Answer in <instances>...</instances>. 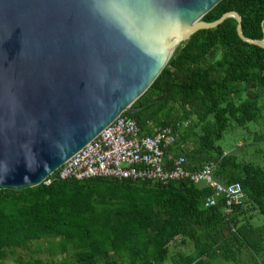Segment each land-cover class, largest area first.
I'll return each mask as SVG.
<instances>
[{"label":"trees","instance_id":"16d2710c","mask_svg":"<svg viewBox=\"0 0 264 264\" xmlns=\"http://www.w3.org/2000/svg\"><path fill=\"white\" fill-rule=\"evenodd\" d=\"M230 12L241 17L245 38L264 44V0H222L202 20L212 23ZM236 26V20L228 18L215 29L192 35L133 104L143 109L122 114L142 130L149 122L178 129L195 117L165 155H183L189 170L211 163L216 181L241 186L246 201L229 221L224 198L205 208L204 200L214 196V190L189 180L79 182L53 174L47 179L50 184L0 190V259L29 243L58 239V251L71 261L33 264H165L170 245L180 239L193 251L172 254L173 264L235 263L244 254L264 264V227L250 239L244 233L248 209L264 216V166L240 162L217 145L226 132L262 118L264 49L243 42ZM189 142L194 146L190 150Z\"/></svg>","mask_w":264,"mask_h":264},{"label":"water","instance_id":"95a60500","mask_svg":"<svg viewBox=\"0 0 264 264\" xmlns=\"http://www.w3.org/2000/svg\"><path fill=\"white\" fill-rule=\"evenodd\" d=\"M222 0H0V190L44 183L133 104Z\"/></svg>","mask_w":264,"mask_h":264},{"label":"built area","instance_id":"2783aa9c","mask_svg":"<svg viewBox=\"0 0 264 264\" xmlns=\"http://www.w3.org/2000/svg\"><path fill=\"white\" fill-rule=\"evenodd\" d=\"M187 127L188 122L178 129L156 127L149 122L146 129L142 130L134 120L121 115L66 161L54 173L55 177L79 182L105 178L151 180L163 184L189 180L214 190V196L204 200L205 208L215 206L218 197L224 198L223 212L225 220L229 221L235 208L246 201L241 186L216 181L213 177L214 165L211 163L197 170H189L183 155L166 158V151L177 146L181 129ZM46 184H50V180H46ZM232 232H236L234 228Z\"/></svg>","mask_w":264,"mask_h":264},{"label":"rangeland","instance_id":"374dc122","mask_svg":"<svg viewBox=\"0 0 264 264\" xmlns=\"http://www.w3.org/2000/svg\"><path fill=\"white\" fill-rule=\"evenodd\" d=\"M174 53V52H173ZM171 54V56L173 55ZM171 58V57H170ZM168 63V62H167ZM167 65V64H166ZM262 109V118L256 123L248 124L244 128H237L226 132L223 138L217 143L224 153L227 155H234L240 162H251L259 166H264V100L260 99ZM180 110L179 106L177 105ZM188 122V127L196 122L195 117H191ZM187 127V128H188ZM186 129V128H184ZM190 146V147H188ZM188 150L194 146L188 143ZM247 217H250L247 223V231H244L248 239L256 236V229L264 227V216L260 215L257 210H249L246 213ZM58 239L54 240H40L37 242L29 243L25 248H16L12 252L7 251L6 257L0 259V264H19L21 261L23 264H33L35 260H40L43 263H59L65 259L71 261V259L61 254L58 247ZM193 251L191 244L186 243L181 245L180 239H176L169 247V257L172 254L188 255ZM168 257L165 264H173ZM238 261L235 263L224 262L216 260L211 264H255L253 260L247 255L238 256ZM122 264H128L124 261Z\"/></svg>","mask_w":264,"mask_h":264}]
</instances>
